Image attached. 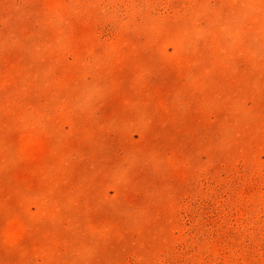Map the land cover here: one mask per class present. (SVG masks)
I'll return each instance as SVG.
<instances>
[{"label": "rangeland", "instance_id": "rangeland-1", "mask_svg": "<svg viewBox=\"0 0 264 264\" xmlns=\"http://www.w3.org/2000/svg\"><path fill=\"white\" fill-rule=\"evenodd\" d=\"M0 264H264V0H0Z\"/></svg>", "mask_w": 264, "mask_h": 264}]
</instances>
